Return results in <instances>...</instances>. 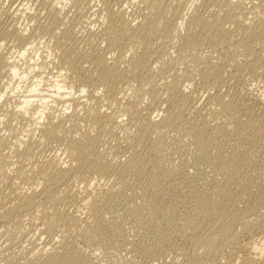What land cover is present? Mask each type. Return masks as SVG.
<instances>
[{"label":"rangeland","instance_id":"374dc122","mask_svg":"<svg viewBox=\"0 0 264 264\" xmlns=\"http://www.w3.org/2000/svg\"><path fill=\"white\" fill-rule=\"evenodd\" d=\"M164 1L173 4L169 10L179 2L190 3L187 20L171 25L170 35H156L147 40V47L149 43L151 46L147 52L152 54H147V59L152 58L137 73L143 81L134 79L128 85L126 81H116L117 99L121 100H110L112 104H109V100L108 103L92 99L91 88L88 89L91 77L101 75L99 59L105 57L110 67L124 71L130 64L116 61L119 53L111 49L105 38L109 29L115 31L114 26L120 25L119 29L116 27V32H120L121 23L117 21L120 15L130 23H140L149 13L152 0H0V42L6 38L0 51V143H6L0 147V190L5 193L19 190L24 195L30 186L38 192L48 189L52 194L58 193L61 199L57 212L62 215L81 216L85 212L84 202L96 199L95 212L103 219L101 226L107 249L101 243L95 245L97 250L91 249L92 256L96 253L95 264H188V259L183 258L185 254L192 259L191 264H215L214 253L204 256L200 250L196 257L190 251L194 238L204 232L190 227V213L204 191L211 193L215 186L229 184L241 200L233 204L238 210L264 201V15L260 13L264 10V0H236L242 7L235 11L226 7L229 0ZM19 9L25 15L22 12L14 16ZM198 12L205 25L190 21ZM172 13L167 10L161 17L170 19ZM89 27L97 33L87 38ZM15 28L26 29L31 36L21 41L13 33ZM127 46L126 42L123 48ZM241 48L250 49V55ZM24 49L29 50L26 59L20 58ZM10 60L21 75L30 70L24 68L26 63L35 72L22 83L24 89L15 94L18 78L14 80L12 76ZM39 78L48 82L44 89L49 94H57L49 88L55 81L74 90L67 103L56 100V104H51L42 126L34 125L17 108L24 100L22 96L27 95L24 92L36 86ZM175 82L180 86L174 88ZM174 89L187 97V110L180 116L191 127L215 120L209 126L214 129L208 133L213 143L212 155L204 156L197 151L195 141L185 135L176 137L172 129L163 133L164 144H158L156 133L145 132L144 123L149 118L158 121L167 115L165 111ZM98 94L105 96L103 87H98ZM216 95L224 102L217 105ZM259 99L263 105L255 108L257 117L247 118V104H256ZM68 106L64 116V107ZM57 119L68 121L69 125L79 122L83 129L75 133L67 128L56 136H47L44 132L50 121ZM242 131L251 133V139L244 144L236 140ZM85 138L96 145L97 157L90 161L93 170L80 172L75 180H58V175L35 165L27 171L33 186L19 178L21 169L14 165L16 161H54L65 168L69 161L66 143L72 140L80 144ZM174 138L182 140L179 143L184 140L183 154L173 150ZM213 155L225 156L230 165L210 167L208 160ZM100 159L104 166L122 160L127 178L117 182V191L124 187L125 195L107 187L115 183V178L109 171L104 175L97 169ZM28 221L25 218L13 226L19 227L23 234L16 245L15 240L0 241L7 245L2 246L6 251H2L4 255L0 253V264H31L19 255L21 248L30 246V240L39 246L54 244L49 239L56 234H44L39 221ZM256 230L241 234L239 255L251 260L247 264H261L259 260L264 254L261 243L264 233ZM58 239L59 236L55 237ZM82 243L80 240L77 247L88 252L89 248ZM88 253L91 254L90 249Z\"/></svg>","mask_w":264,"mask_h":264},{"label":"bare ground","instance_id":"6f19581e","mask_svg":"<svg viewBox=\"0 0 264 264\" xmlns=\"http://www.w3.org/2000/svg\"><path fill=\"white\" fill-rule=\"evenodd\" d=\"M172 6L173 4L167 5L164 0H152V5L149 13L145 14L143 16V20L137 25L126 21L122 15L119 16V19L117 21L119 22V24L121 23L120 32H116V29H119L120 25L118 27L114 26L115 31H111V29H109L110 32L106 36L105 42H108L112 50L114 49L118 51H114V53H119L120 58L116 56L118 58L116 61H119L120 59L121 63L116 62V64L120 63L122 65V63L124 64L127 61L128 64H130V68H127L124 71L117 66L110 67L105 57L100 58L99 72L101 73V75H98V77L92 76L89 83L91 84V86L88 87V89L91 88V90L95 88V90H90L92 99L97 101L106 100V102H108L109 100L110 103H108L112 104L110 100L118 101L117 95L119 94V92L116 89V81H126L127 85L129 83H132L134 79L141 82L143 81V77H140V75L137 73L140 70H143L149 64L148 60L152 58L148 56L149 59H147V49L148 51H150V49L148 48L150 46V43L148 42L149 46L147 47V40L150 37L152 38V36L156 35H170L171 25L177 26V22H184L188 18V14L191 9L190 3L179 2L175 7L169 10V8H171ZM226 7L229 11H235V9H240L242 5L241 3H236V0H234V2L229 0L226 3ZM167 10L173 11L170 19H162L161 15ZM22 12L25 15V12L19 9L15 11L14 16H17ZM260 13L264 15V10H262ZM190 18V21L192 23H196L197 25H205L206 23V21L202 20L203 17L200 12L196 13L193 17ZM182 22H180V26H182ZM206 30L207 26L204 28V30H202V32L205 33ZM86 31L88 32L87 34H89L87 38L94 36L95 32L97 33V30L92 27L87 28ZM13 33L21 41H27L31 36V34H29L28 30L26 29L15 28L13 30ZM5 39L6 38H4V40L1 39V41H3L0 42V51H2L1 49L5 46ZM126 42L128 43V46L123 48ZM241 49L245 52L244 54H246L247 56L250 55V49ZM30 50L33 52V49L30 48ZM28 51L29 50L24 49L22 54L20 55V58L26 59ZM150 56H152V54ZM14 58H16V56H14ZM10 62H12V60H10ZM20 64H22V62H20ZM26 66L28 67L27 69H30L28 70V74L23 73L21 75L19 73L18 67L15 66V62H12V76H14V80L18 78V84L16 88H14V94L18 92V90L24 89L22 87V83L27 81L28 78L33 75L32 73H35L34 68L28 66L27 63L24 64V68H26ZM22 72H24V70H22ZM47 83L45 80L39 78L37 80L36 86L29 87L25 92L23 91L24 93H27V95L22 96V98L24 97V100L21 101L17 107L19 110H23V114L27 117V119L37 126L44 125L42 124V122L44 123L47 112H49L52 108L51 104H56V100L65 101V103H67V98H71L72 94L74 93V90H68V88H65L64 85L55 81L49 85V88H51L52 90H56L57 94H54V92H52V94H49L48 92H45L44 89V87L47 86ZM97 86H101L105 90L106 94L104 97L99 96ZM179 86V82H175L173 84L174 88ZM82 90H84V88H82ZM45 93H47L48 95H46ZM80 94H86V92H80ZM251 100L252 99H249V102ZM169 102V106L167 107L168 109L167 111H165L167 112L165 113L167 115L160 120L158 119V121L155 118H149V120L144 123L145 132L153 134L156 133L158 144H164V140L162 141L163 133L166 132V130L169 131L170 129H172L174 131L172 132L177 135L176 137L185 135L186 137H190L191 141H195L198 144L197 151H199L204 156L212 155L211 153L213 143L209 140L208 133L209 131L214 129H212V127L210 128L209 126H211L210 123H214L215 120L214 122H211L209 120L197 127H191L189 121L180 116L181 112H185L187 110V97L185 98V95L180 92V90L174 89L172 92V99ZM214 102L219 105L223 103L224 100H222L221 96L216 95ZM252 103H254L253 100ZM262 105L263 102L260 99L256 104H247V118H253L254 116H256L255 108L262 107ZM68 109L69 106L66 108L64 107V116H66V112L68 111ZM76 116L77 115H74V117ZM96 117L100 118V116ZM0 120H2V118H0ZM67 128L72 129L71 132L75 133H78V131H81L83 129L82 125L79 122L73 125H69L68 121L57 119V121L55 122L50 121L49 127L45 130L44 133L47 136L53 137L60 132L66 131ZM250 139L251 133L249 131H242L236 135V140L240 144L247 143ZM179 141L182 140L174 138V140L172 139L171 144V146H173V150L176 151L175 153L178 154L180 152L182 153L184 148L182 146L184 140L183 142H181L182 144L179 143ZM4 146H6V143L1 142L0 147ZM139 146L140 145H138L137 147ZM65 148L67 155H69L67 167L64 168L59 163H55L54 161L42 160L43 162H37L38 159H35V163H33L34 160L33 162L31 161L27 163L25 161L28 160L16 161L14 165L18 166L21 169L19 178L25 183L29 182V184L33 186L34 182L29 181L27 171L32 168L31 166L35 165L41 166L42 168L51 171L53 174L58 175L59 178L61 177L60 179L58 178V180H75L80 175V172H89L93 170V166L91 165L90 161L97 157V149L92 140L85 138L81 141L80 144H75L72 140H70L66 143ZM20 150H22V146H20ZM219 150L223 151L224 149ZM217 156L213 155V158L208 160L210 167L212 166L213 168H219L220 166L227 168V166L230 165V160L225 159V156ZM214 161L218 163H214ZM97 169L103 172L104 175L108 174L109 171V174H111L115 178V183L113 185H107L110 190L112 189L113 191L122 193L123 195L127 193V189L124 187H122L121 190L117 191V186H119L117 182L127 178L123 170L122 160H119V162H116L113 165L110 164L108 166H104L102 164V160L100 159L97 164ZM228 185L224 187L220 185L215 186L212 189L211 193L204 191V196L199 200L196 207L192 210L193 213H190L192 214L190 216V227L195 230L201 229V231L204 232L202 234L200 232V236L198 235L194 238L193 243H191V248H189L195 256L197 255L196 257L199 256L197 252H199L200 250L204 252L202 253L204 254V256L205 254L208 255V253L211 252L214 253L216 257V261L214 262L215 264L216 262L217 264H247L246 262H249L251 260L246 258L245 256L242 257V255H239V251H241V234L246 232L248 233V231L250 232L251 230L255 229L260 230V232L263 231L264 233V201L259 202L258 204L251 203L246 206L245 209L241 210V208L240 210H238L234 207L233 204L234 201H238L240 200V198H236V194H234L233 191L234 189L229 188L230 185ZM248 194L249 192H245L246 196ZM60 199L61 198L58 193L52 194V192L48 189H43L38 192L36 190H33L30 186H28L24 195H22L19 190H11L7 193L0 190V241L8 239L12 242L15 240V244L16 240L19 241V238H21L23 234L19 230V227L13 226L21 224V221H23L25 218H28V222H36L37 220L39 221L42 227V232L44 234H56V236L49 239L51 243L54 244L39 246V244H36L35 241L30 240L29 247H23L24 249L21 248V252L19 253L21 259H25L31 264H95L93 256L96 253L94 252L95 254L92 256L93 253L91 249L94 250L95 245H100V243L102 245V248H104L103 246H105V249H107L104 230L101 226V224H103V219L101 217L98 218L96 215L97 212H95V209H97L96 205L98 201L93 198L86 200L84 202L85 212L83 213V215L75 216L73 214L62 215L57 212V204ZM241 199H243V197ZM116 204L119 203L115 202V205ZM43 206H45V208L47 209H44ZM91 213L93 214L91 215ZM60 228L61 230H58ZM57 236H59V239L55 240V237ZM80 240L83 241L82 244H84V247L86 246L90 249L91 254L88 253V248V252H84V250L82 251L80 248H78V242ZM263 240L264 239L261 240V243H264ZM2 246L7 247V245L5 244L4 246V243H2V245L0 246L1 254L2 251L6 249L2 248ZM105 249H102V251H105ZM194 252H196L197 254ZM193 254L191 253V255ZM196 257L194 258L196 259ZM183 258L188 259V261L186 262H188V264H191L192 259L189 258V255L185 254ZM259 261H261V264H264V254L261 255Z\"/></svg>","mask_w":264,"mask_h":264}]
</instances>
